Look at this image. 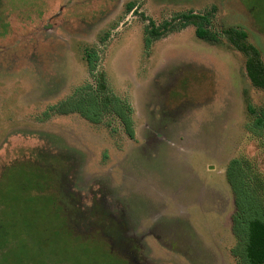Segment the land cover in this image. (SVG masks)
<instances>
[{"label": "rangeland", "instance_id": "374dc122", "mask_svg": "<svg viewBox=\"0 0 264 264\" xmlns=\"http://www.w3.org/2000/svg\"><path fill=\"white\" fill-rule=\"evenodd\" d=\"M189 11L211 13L218 43L188 26L146 47L150 20ZM229 28L264 63V0H0V264H237L225 170L241 159L264 185L247 130L264 92ZM85 49L132 138L111 116H44L94 86Z\"/></svg>", "mask_w": 264, "mask_h": 264}, {"label": "trees", "instance_id": "16d2710c", "mask_svg": "<svg viewBox=\"0 0 264 264\" xmlns=\"http://www.w3.org/2000/svg\"><path fill=\"white\" fill-rule=\"evenodd\" d=\"M131 6L128 7L130 10ZM211 13L195 14L191 11L174 15L159 25L149 21L144 27V42L148 47L152 41L158 40L168 33L193 26L197 39L208 43H218L219 36L210 30ZM222 35L228 43L245 56V72L251 85L264 92V63L259 52L246 43V33L235 28L224 29ZM86 69L95 84L76 88L67 98L48 107L44 116L78 114L92 124H100L108 116L120 123L122 130L133 137L130 108L125 100L116 96L105 85L101 73L95 76L97 55L90 49L84 50ZM251 121L247 130L253 136L264 135V105L254 109L248 106ZM225 179L233 196L234 212L231 215V234L235 245L230 250L237 264H264V185L260 177L253 172L251 165L235 158L228 162ZM2 234L0 233V236ZM2 237V236H1Z\"/></svg>", "mask_w": 264, "mask_h": 264}]
</instances>
